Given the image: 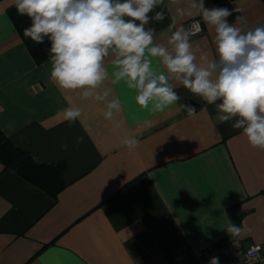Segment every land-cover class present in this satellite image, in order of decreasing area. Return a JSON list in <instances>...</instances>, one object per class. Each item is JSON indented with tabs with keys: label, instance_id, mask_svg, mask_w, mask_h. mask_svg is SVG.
<instances>
[{
	"label": "crops",
	"instance_id": "obj_1",
	"mask_svg": "<svg viewBox=\"0 0 264 264\" xmlns=\"http://www.w3.org/2000/svg\"><path fill=\"white\" fill-rule=\"evenodd\" d=\"M186 3L164 0L149 15L163 11L165 19L146 27L168 46L169 25L187 28L198 17L203 31L191 42L211 59L214 29L195 13L177 16ZM205 6L238 9L229 23L244 16L249 28L264 25V0ZM14 7L0 0V131L37 163L62 166L50 174L62 185L50 192L0 161V264H203L201 250L222 238L241 248L264 244V150L234 120L220 122L215 105L175 80L181 99L162 111L141 108L123 82L106 81L122 106L106 120L102 102L60 89L49 59L36 61ZM153 67L166 72L159 58ZM186 104L197 114L189 116ZM70 106L82 109L75 122L64 119ZM125 137L138 147L123 146ZM230 225L240 232H228Z\"/></svg>",
	"mask_w": 264,
	"mask_h": 264
},
{
	"label": "clouds",
	"instance_id": "obj_2",
	"mask_svg": "<svg viewBox=\"0 0 264 264\" xmlns=\"http://www.w3.org/2000/svg\"><path fill=\"white\" fill-rule=\"evenodd\" d=\"M13 3L18 14L31 21L23 35L36 44L45 43L47 38L51 79L60 89L78 91L83 100L102 102L106 120L122 110L120 101L110 98L106 81L112 85L123 82L136 93L135 101L141 108L151 105L152 111H162L181 99L170 83L175 80L215 105L220 122L234 120L231 126L242 129L253 148L264 150V25L249 28L244 16L229 23L228 18L238 9L209 8L205 0H187L186 5L176 7L177 16L195 13L214 29L215 56L209 59L199 46L193 47V33L183 24L169 25L168 46L154 42L156 30L146 26L152 20L165 19L163 11L149 15L164 0ZM154 58L160 59L166 72L153 67ZM185 107L189 116L197 114L195 106ZM81 115L78 106L64 110V119L69 122ZM82 141L83 137H77V143ZM121 144L135 149L139 140L125 137ZM227 231L238 234L240 229L230 225ZM209 264H218V258L213 257Z\"/></svg>",
	"mask_w": 264,
	"mask_h": 264
},
{
	"label": "trees",
	"instance_id": "obj_3",
	"mask_svg": "<svg viewBox=\"0 0 264 264\" xmlns=\"http://www.w3.org/2000/svg\"><path fill=\"white\" fill-rule=\"evenodd\" d=\"M13 19L20 33L22 34L26 44L28 45L33 57L37 62L41 63L49 59L48 49L50 47L45 39V43L36 44L23 35L25 28L30 26L31 21L27 16L18 14L16 7L11 9ZM0 161L5 166L15 167L26 178L32 180L44 189L53 192L62 185V181H56L50 176L52 171L58 170L59 174L62 172V166L52 167L45 164H39L30 158L24 151L16 148L10 141L4 138L0 131Z\"/></svg>",
	"mask_w": 264,
	"mask_h": 264
},
{
	"label": "built area",
	"instance_id": "obj_4",
	"mask_svg": "<svg viewBox=\"0 0 264 264\" xmlns=\"http://www.w3.org/2000/svg\"><path fill=\"white\" fill-rule=\"evenodd\" d=\"M222 1L227 3L230 0ZM187 28L193 35L201 33L203 31L202 20L198 17L189 19ZM200 257L203 264H209L213 257L218 258V264H261L264 261V244L254 242L247 248H241L230 239L222 238L203 248Z\"/></svg>",
	"mask_w": 264,
	"mask_h": 264
}]
</instances>
